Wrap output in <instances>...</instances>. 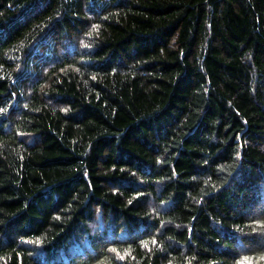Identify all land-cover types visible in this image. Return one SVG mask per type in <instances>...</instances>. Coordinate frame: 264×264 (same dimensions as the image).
Listing matches in <instances>:
<instances>
[{
    "label": "trees",
    "instance_id": "16d2710c",
    "mask_svg": "<svg viewBox=\"0 0 264 264\" xmlns=\"http://www.w3.org/2000/svg\"><path fill=\"white\" fill-rule=\"evenodd\" d=\"M0 264H264V0H0Z\"/></svg>",
    "mask_w": 264,
    "mask_h": 264
},
{
    "label": "snow or ice",
    "instance_id": "6c2138e0",
    "mask_svg": "<svg viewBox=\"0 0 264 264\" xmlns=\"http://www.w3.org/2000/svg\"><path fill=\"white\" fill-rule=\"evenodd\" d=\"M121 259H123V257H120Z\"/></svg>",
    "mask_w": 264,
    "mask_h": 264
},
{
    "label": "bare ground",
    "instance_id": "6f19581e",
    "mask_svg": "<svg viewBox=\"0 0 264 264\" xmlns=\"http://www.w3.org/2000/svg\"><path fill=\"white\" fill-rule=\"evenodd\" d=\"M63 7V6H62ZM253 100V99H252Z\"/></svg>",
    "mask_w": 264,
    "mask_h": 264
}]
</instances>
